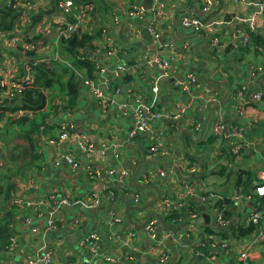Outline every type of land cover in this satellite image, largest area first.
<instances>
[{
	"label": "crops",
	"instance_id": "obj_1",
	"mask_svg": "<svg viewBox=\"0 0 264 264\" xmlns=\"http://www.w3.org/2000/svg\"><path fill=\"white\" fill-rule=\"evenodd\" d=\"M52 1H41L34 8L33 16L40 8L52 12L26 33L29 37L42 23L68 22ZM144 1L101 0L93 17L82 22L81 30L94 34L93 47L119 50L116 56L86 52L97 59L96 79L116 83L105 91L113 101L110 105L100 106L91 88L80 84L72 111L45 109L49 116L44 124H40L42 117L18 111L5 114L0 122L4 131L8 118L27 115L39 121L30 134L0 132V150L15 158L6 159L2 166L13 171L0 180V216L1 210L16 208L12 235L0 248V264H46V255L52 264H264V219L249 222L258 200L254 188L264 173V102L254 98L264 95V11L258 13L255 6L264 0H157L160 8L155 14V1L149 10ZM133 6L145 13L130 17ZM185 18L200 20L209 28L185 27ZM251 34L261 40L257 37L258 41L244 46L243 37ZM13 38H18L17 43H12ZM56 41L47 38V47H39L38 42L34 50L40 61L57 55ZM0 45L3 102L8 101L9 81L26 75L25 66L20 71L22 50L15 52L16 48H33L18 36L1 35ZM10 51L20 58L9 55ZM159 60L167 62L165 75ZM125 73L130 81L123 79ZM191 78L195 83L189 82ZM154 85L157 94L152 92ZM136 97L150 126L147 133L130 137ZM54 103L60 105L58 100ZM122 104L124 113L118 109ZM216 124L223 127L221 133H215ZM69 125L92 146L90 153L79 149L75 140H59L61 130ZM234 127L240 129V138L229 136ZM237 141L242 148L235 154ZM153 145L165 155L153 156ZM65 155L77 161L75 169L65 164ZM191 168L202 180L188 181ZM157 169L165 176L155 177ZM122 172L128 177L120 190L117 179ZM133 178L161 193L155 205L130 212L135 225L156 213L176 227L175 233L162 227L158 234L160 223L152 218L155 237L151 239L146 227L141 231L128 221L126 205L143 207L157 196L153 189H137ZM192 184L195 189L187 194ZM7 187L10 197L5 200ZM136 195L139 202L134 201ZM96 196L98 204L93 203ZM63 199L68 203H61ZM39 200L44 203L36 204ZM21 201L25 205H19ZM174 212L178 213L175 220L169 217ZM92 235L98 238L99 256L82 245ZM11 238L13 247H9Z\"/></svg>",
	"mask_w": 264,
	"mask_h": 264
},
{
	"label": "trees",
	"instance_id": "obj_2",
	"mask_svg": "<svg viewBox=\"0 0 264 264\" xmlns=\"http://www.w3.org/2000/svg\"><path fill=\"white\" fill-rule=\"evenodd\" d=\"M19 1L22 5L30 3V0ZM59 1L60 0H53L51 3H56L58 5ZM100 1L101 0H73L74 11H72V14L67 15L68 22L65 23L64 26L74 23L77 20V17H87L83 19V21L89 19L90 16L93 17L95 7L97 4H100ZM47 2H49V0ZM19 6L20 5H17L15 0H0V36L5 35L8 38L18 36L22 39L23 43L32 46V50L24 51L22 47L19 49L16 48L15 50V52L22 50L20 51V56L23 58H21L20 61V71L23 72V67L28 66L31 70L32 79L30 84L25 85L20 93L14 92L11 99L0 102V122L4 120L5 114L18 111L23 112V114L32 113L38 115L43 118L40 124H44V120L49 116L48 112L44 111L45 109L60 108L64 112L72 111L76 107L79 100L80 84H84L85 81L96 79L98 68L96 65L97 59L93 60L92 58L87 57L86 52L88 50H91L92 52L100 50V52H103L109 47H93L92 40L94 38V34H89L80 29L67 37H60L56 39L57 55H53L48 61H40V56L35 52L34 48L39 41V47L44 46L47 42V38L41 36V34L29 37L26 33L34 29V27L42 21L43 16L51 13L52 11L44 12L40 11V8L33 16L32 13L37 10L34 9L30 12L29 23L25 26H21L19 24L23 9ZM38 7L39 5L36 6V8ZM86 7H89L88 11H84ZM83 11L85 13H83ZM83 14L85 16H82ZM49 25L54 28L59 26L52 24ZM21 28L26 29L20 32ZM16 29L20 32L17 35L15 34ZM257 37L259 39L261 38V36L256 34L248 36L249 41L244 46H248L251 43V40L258 41ZM262 42H264V40H262ZM1 51L2 49L0 45V60L2 58ZM15 52L10 51L8 54L16 58H20V56ZM123 79L125 81H130L131 77L125 73ZM109 82L111 87L116 86L115 82ZM0 88L4 89V87L1 86ZM56 100H58L60 104L59 106L54 103ZM26 116L27 115H23L19 119H6L4 122L6 123L5 129L4 131L0 129V132L6 133L9 130L14 136L34 132L37 130L39 121ZM69 126L63 128L61 133L64 130H68ZM2 159L3 163H5L6 159L11 160L12 162L15 161V158L3 155V153ZM2 166L0 167V180L8 179L13 170L8 169L7 171H4L5 169H2ZM195 175H188V181H194L192 183H196V181L202 180V175L199 178ZM6 184L9 185L8 182H6ZM0 190H2L1 185ZM4 197L6 198L5 200H8L10 197V187H7ZM1 211H4V214L0 216V248L7 245L9 238L12 235V223L16 208L11 207L8 210ZM177 214V212H174L171 216H169L170 219H177Z\"/></svg>",
	"mask_w": 264,
	"mask_h": 264
},
{
	"label": "built area",
	"instance_id": "obj_3",
	"mask_svg": "<svg viewBox=\"0 0 264 264\" xmlns=\"http://www.w3.org/2000/svg\"><path fill=\"white\" fill-rule=\"evenodd\" d=\"M41 1L45 2L48 0H30L29 1L30 3H25L23 5L20 4L19 0H15L16 4L20 5L19 7H21L23 9L19 25L25 26L29 23L30 12L33 11L34 8H36V6L39 5L38 3H40ZM154 1H155V4L153 5V8H152L153 14H155L157 12V10L160 8V4L157 2V0H154ZM255 6L258 7L257 8L258 13L264 11V1L255 2ZM58 8L65 15H70L73 13L72 11H74V2H73V0H60L58 2ZM88 10H89V7H86L84 9V11H88ZM84 11H83V13H85ZM144 13H145L144 9H142L141 7H138V6H133L129 11L130 17H141ZM82 16H85V15L83 14ZM85 18H87V17H83V18L77 17V20L74 23L67 24L66 26L59 25L56 28L50 27L49 24H45V23L43 24L42 23L41 25L38 26L36 34H41V36H44L46 38L53 37L55 39H58L60 37H67L70 34L81 29L83 19H85ZM247 21H248V24L252 27L254 24V19L250 18ZM182 24L185 27L193 28L195 30H201V29L209 28V26L203 25V23L200 20L193 19V18L183 19ZM151 32L154 33V30L151 29ZM11 41H12V43H17L18 38H13ZM248 41H249V38L247 36L243 37V44H246ZM212 42L214 45L217 44L216 39H213ZM97 52H100V50H96V53ZM102 53L107 54L109 56H116L117 54H119V50L116 48L109 47L105 51H103ZM158 63H159V66L161 67V70L163 71V73L165 75L167 73V68H168L167 62L159 60ZM147 64H151V62H148ZM25 70H26V75L23 78L17 79V80H13L14 79L13 78L9 81L8 88L6 90V96L8 99H11L13 97L14 92L20 93L25 85L30 84L31 79H32L31 70L28 66H25ZM116 74H119V71H117ZM189 82L195 83L193 78H191L189 80ZM84 85L91 88L93 95L96 98V100L98 101L100 106H104V108H105L113 102L112 99L109 98L108 96H106V94H105V91H107L110 87V82L108 80L93 79L90 81H85ZM179 85L184 90H186L185 83L181 82ZM152 92L154 94L158 93V87H156V85H154L152 87ZM254 98L256 100H258L259 102H262V101L264 102V98H263L262 93L256 94ZM135 104H136V106L132 108L133 117H134L135 121H134L133 131L129 135L130 137H134V135L136 133H145V132L147 133V131L149 130V126H150L149 121H147L142 116L143 106L141 105V101H140L139 97H136ZM118 109L124 113L126 110V105H124V104L119 105ZM20 113H23V112H20ZM154 116H157V114H154ZM214 128H215L214 129L215 133H221L223 130V127L220 124H216ZM229 136L240 138L242 136V133H241L239 128L234 127L231 129ZM59 140H61V141L62 140H75L77 142L76 144H77L78 148L81 149L82 151L87 152V153H90L92 151V146L87 142H83L81 140V138L79 137V135L73 130L72 126H69L68 130H64L60 134ZM241 148H242V144L239 141H237V143L233 146V152L235 154H238L240 152ZM150 149H151L153 156L162 157L165 155V151L157 145H153ZM2 153L3 152L0 150V167L3 165ZM63 160H64L65 164L70 166L72 169H75L78 166L77 161H75L70 155H65L63 157ZM187 172H188L187 173V176H188V175L194 174L195 170L191 168ZM154 175H155V177H157V176L158 177H164L165 171H163L161 169H157L156 172L154 173ZM127 177H128L127 172H122L120 174V176L118 177L117 184H118L120 190L124 189ZM143 179L148 181V178L145 175H143ZM193 189H195L193 184L188 185L187 186V194H192ZM254 194H255V196H257L258 200L254 201V208H253V211L250 213L249 222L252 224H258V223H260L261 220L264 219V173L261 175L260 182L254 188ZM99 201H100V197L96 196L93 203L98 204ZM134 201L139 202V195L135 196ZM43 203H44L43 200H39L36 204H43ZM61 203L66 204V203H68V201H67V199H63L61 201ZM19 205L23 206V205H25V203L23 201H21V202H19ZM87 206L91 207L90 205H87ZM219 220H220L221 224H224L223 219L220 218ZM53 222H54V220L50 218L48 221V224L50 226H52ZM116 222H120V220L116 219ZM154 228H155V223L153 221H150L149 224L146 226L147 235H149V237L151 239H153L155 237V234H154L155 229ZM82 245L84 247L88 248L89 251L94 256H99L98 238L96 236H94V235L90 236V238H88L82 242ZM13 246H15V241H14V238H11L9 247H13ZM107 260H111V259L108 258ZM44 261L46 264H52L51 258L49 255H46L44 257Z\"/></svg>",
	"mask_w": 264,
	"mask_h": 264
},
{
	"label": "water",
	"instance_id": "obj_4",
	"mask_svg": "<svg viewBox=\"0 0 264 264\" xmlns=\"http://www.w3.org/2000/svg\"><path fill=\"white\" fill-rule=\"evenodd\" d=\"M151 1H152V0H145V1H144L143 4H144V8H145L146 10H149V9H150ZM172 81H173V80H172ZM172 81H171V82H172ZM132 183H133V185H134L137 189H140V190H144V189H153V190H155L156 193H157L156 198H155L152 202H150L149 204H147V205H145V206H143V207H134V206L126 205V211H127L128 221H129L130 223H132V224L135 225V223H134L132 217L130 216V212H131L132 210H135V209H136V210L143 211V210L149 208L150 206L155 205V204L158 202V200L160 199V197H161V193H160V191H159L157 188H155V187H153V186L145 185V184H142V183H140V182H136V181H134V178H133ZM62 207H64V206H62ZM68 209H69V208H68ZM152 218H156V219L159 221V223H160V226H159L158 229H157L158 234L160 233V230L162 229V227H163L165 230H170V231H173L174 233L177 231L176 227L168 225V224L166 223V221L164 220V218H162L160 215H158V214H156V213L149 214L148 217L146 218V220H145L143 223H141L142 225H135V227H136L137 229H140V230L142 231V230H143V229L149 224V222H150L151 220H153ZM170 240H171V237H169V238L167 239V243H168L169 245H170Z\"/></svg>",
	"mask_w": 264,
	"mask_h": 264
},
{
	"label": "rangeland",
	"instance_id": "obj_5",
	"mask_svg": "<svg viewBox=\"0 0 264 264\" xmlns=\"http://www.w3.org/2000/svg\"><path fill=\"white\" fill-rule=\"evenodd\" d=\"M26 28H21L20 29V32H22L23 30H25ZM47 46H49V45H45L44 47H47ZM51 48H49V50H50ZM48 49H42L41 50V52H48L49 51ZM4 155V154H3Z\"/></svg>",
	"mask_w": 264,
	"mask_h": 264
},
{
	"label": "bare ground",
	"instance_id": "obj_6",
	"mask_svg": "<svg viewBox=\"0 0 264 264\" xmlns=\"http://www.w3.org/2000/svg\"><path fill=\"white\" fill-rule=\"evenodd\" d=\"M182 90V89H181ZM205 92V91H204Z\"/></svg>",
	"mask_w": 264,
	"mask_h": 264
}]
</instances>
